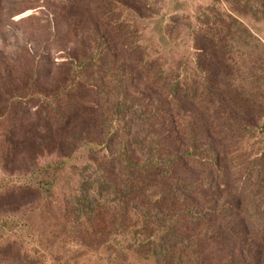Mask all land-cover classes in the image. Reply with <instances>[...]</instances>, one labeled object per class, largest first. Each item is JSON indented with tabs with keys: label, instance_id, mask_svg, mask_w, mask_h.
I'll return each instance as SVG.
<instances>
[{
	"label": "trees",
	"instance_id": "1",
	"mask_svg": "<svg viewBox=\"0 0 264 264\" xmlns=\"http://www.w3.org/2000/svg\"><path fill=\"white\" fill-rule=\"evenodd\" d=\"M158 3L51 4L39 58L29 47L0 70V120L20 156L86 151L72 211L88 226L112 209L119 245L150 264H264V41L232 11L264 20V0L175 11L163 29L171 51L140 34ZM20 6L0 0V30ZM69 32L67 62L56 63ZM108 264L134 263L116 252Z\"/></svg>",
	"mask_w": 264,
	"mask_h": 264
},
{
	"label": "rangeland",
	"instance_id": "2",
	"mask_svg": "<svg viewBox=\"0 0 264 264\" xmlns=\"http://www.w3.org/2000/svg\"><path fill=\"white\" fill-rule=\"evenodd\" d=\"M13 1L21 6L11 20L2 21L0 70L16 56L24 58L29 47L34 53L31 55L39 58L43 42L49 37L45 9L53 3L57 5V0ZM213 1L158 0L157 14L143 18L139 25L145 45L156 51L170 50L175 45L163 32L168 15L182 10L195 12ZM218 7L222 11L225 9L217 5L215 10ZM232 11L233 17L248 25L264 41L262 18L256 19L248 10L236 6ZM27 17L37 19V22L20 21ZM72 33L69 32L63 46L52 51L54 62H67ZM27 44L31 45L27 47ZM186 44L187 40L182 39L181 46L176 49L181 52ZM7 134L8 126L0 120V264H108L116 252L125 254L134 264H150L144 252L127 251L119 245L126 240L112 209L104 208L92 216L88 226H85L87 218L72 211L70 196L77 195L88 174L85 171L89 163L86 151L78 150L70 158L63 159L54 153L53 146L47 145L42 149L31 147L23 157L20 156L23 147ZM57 162L61 163V169L55 171ZM123 223L125 226L130 224ZM77 224L79 228H76Z\"/></svg>",
	"mask_w": 264,
	"mask_h": 264
}]
</instances>
